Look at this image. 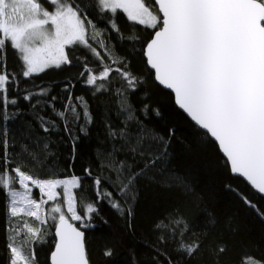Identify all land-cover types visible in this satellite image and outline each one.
Wrapping results in <instances>:
<instances>
[{
  "label": "trees",
  "instance_id": "1",
  "mask_svg": "<svg viewBox=\"0 0 264 264\" xmlns=\"http://www.w3.org/2000/svg\"><path fill=\"white\" fill-rule=\"evenodd\" d=\"M144 2L160 15L153 0ZM74 3L95 25L88 27L87 39L100 57L78 42L65 47L70 64L23 77L18 50L6 46L0 51V73L6 69L16 81L7 86V96L17 101L7 107V119L0 115V142L8 141L6 153L0 143V171L7 163L9 172L19 166L37 179L81 178L80 187L73 190L78 214L84 215L81 197L98 209L83 221L86 227L72 221L84 231L89 264H166L165 256L157 255L164 249L172 264H244L246 259L264 264V216L259 214L264 213V197L231 174L216 143L178 109L173 94L155 81L146 63L145 45L159 25L152 29L129 21L122 10L101 11L97 0ZM85 65L97 76L104 67L112 69L107 80H97L96 85H104L99 91L86 83ZM125 71L136 78L134 87L123 79ZM40 89L47 95H38ZM69 93L79 119L70 110L64 119L57 115L69 104ZM28 94H33L31 100L24 99ZM39 116L55 126L43 131ZM145 159L154 163L136 180L134 191L117 192L111 163L124 161L138 171ZM97 177L122 205L123 214L109 200L97 202ZM9 206L8 192L0 188V264H10L7 244L13 237L18 245L24 244L26 230H19L25 221L41 231L25 251L35 250L36 264H50L54 221L41 224L32 217H13ZM173 221L180 223L167 231L156 227ZM177 242L199 248L188 256ZM221 247L225 251H218ZM109 249L112 255L106 256Z\"/></svg>",
  "mask_w": 264,
  "mask_h": 264
},
{
  "label": "snow or ice",
  "instance_id": "2",
  "mask_svg": "<svg viewBox=\"0 0 264 264\" xmlns=\"http://www.w3.org/2000/svg\"><path fill=\"white\" fill-rule=\"evenodd\" d=\"M158 13L155 14L144 0H97L101 11L115 14L122 10L129 21L156 30L146 43L144 55L146 63L154 70L155 79L160 85L175 94L176 103L202 129L210 133L218 142L233 174L244 177L260 194H264V0H155ZM45 5H49L51 10ZM87 24V27H86ZM88 27L95 28L87 15H82L74 0H0V51L6 46L12 47L22 55L23 77L44 72L50 67L60 68L71 61L65 47L82 43L89 47L97 57L100 53L88 43ZM113 27L115 23L113 21ZM119 31V29H116ZM99 35V32H95ZM102 43V42H101ZM88 71L86 83L96 85L97 80H107L112 69L104 67L100 74ZM116 71H120L117 69ZM84 75V73H81ZM123 79L131 87L136 78L128 72H122ZM15 86L6 69L0 73V115L7 119L6 109L17 103L7 96V86ZM97 91L104 87L96 85ZM68 86H65L67 91ZM38 95H47L46 89H40ZM33 94L24 96L31 100ZM53 100L55 97L52 98ZM69 104L57 115L64 119L71 111L79 119L76 106ZM77 100L83 102L82 97ZM39 103V101H37ZM157 114H159L157 110ZM84 116L88 117L85 110ZM43 131L55 126L54 121L39 116ZM90 122V117H89ZM174 133V130H170ZM113 136L116 133H112ZM124 135L123 132L120 133ZM5 153L8 141L2 142ZM46 147V145H45ZM133 153L137 148H131ZM145 155L143 149L139 150ZM153 161L145 159L138 171L124 161L111 163L115 176L113 185L117 192L125 194L134 191L136 180L144 174ZM88 170H86L87 172ZM91 175L90 172H88ZM102 177L94 179L97 188V202L109 200L112 207L123 214L122 205L106 191ZM23 189L17 190L15 183ZM29 182L39 189L47 199L32 198ZM81 178L72 175L67 179H34L19 166L9 172L7 163L0 171V188L8 190L9 211L13 217L22 213L34 218L41 224L47 222L42 215V205L58 199L57 188H62L67 212L66 216L60 204L51 208V219L55 224V236L58 238L51 253V264H89L84 247V232L69 221L90 219L98 209L94 202L80 203L84 215L77 212V197L73 189L79 188ZM240 199L249 207L255 208L248 197L237 191ZM134 199V196L131 197ZM131 215V210L128 212ZM264 216V213H259ZM173 221L165 225L159 223L158 229L168 230ZM26 230L23 245L7 244L10 250V264H36L34 249L25 248L32 239H39L40 228L25 221L19 231ZM18 234V233H17ZM163 242L164 237H161ZM178 243V247L192 256L199 244ZM218 251L223 252V247ZM111 256V250L105 251ZM165 256L166 264H172L166 249L158 251ZM244 264H260L246 259Z\"/></svg>",
  "mask_w": 264,
  "mask_h": 264
},
{
  "label": "rangeland",
  "instance_id": "3",
  "mask_svg": "<svg viewBox=\"0 0 264 264\" xmlns=\"http://www.w3.org/2000/svg\"><path fill=\"white\" fill-rule=\"evenodd\" d=\"M126 14V13H125ZM87 27V26H86ZM21 55V54H20ZM21 58H22V55H21ZM34 178V177H33ZM68 178H71V177H68ZM34 179H37V178H34ZM58 179H67V178H58ZM42 180V179H40ZM13 187H15L17 190L19 191H23V189L19 186L18 182L15 183L13 185ZM29 187L31 188V196L32 198L34 199H37L38 201L40 199H44L46 200L47 197L46 196H42V194L40 193L39 189L36 188L34 185L31 184V182H29ZM7 190V189H6ZM74 190V189H73ZM57 193L59 194L58 196V199L57 200H54V201H48L46 204H43L42 205V215L45 216L47 218V221H54L52 220L50 217L51 215H56L58 217L59 214H53L51 213V208L54 207L55 205L57 204H60L61 207H62V210L64 211L65 215L66 216H70V213L67 212V207L66 205L63 203L64 201V196H63V190L62 188H57L56 189ZM8 192V190H7ZM11 199V198H10ZM21 216H25L27 217L26 215H24L23 213L20 215V216H17V217H21ZM58 221V220H57ZM57 221H54V223H56ZM71 221V220H70ZM29 222V221H27ZM75 222V221H74ZM252 261H258V260H253L251 259ZM260 262V261H258ZM260 264H263L262 262H260Z\"/></svg>",
  "mask_w": 264,
  "mask_h": 264
},
{
  "label": "water",
  "instance_id": "4",
  "mask_svg": "<svg viewBox=\"0 0 264 264\" xmlns=\"http://www.w3.org/2000/svg\"><path fill=\"white\" fill-rule=\"evenodd\" d=\"M154 1V3H155V5H156V7H157V10H158V5L156 4V2H155V0H153ZM160 14V16H162V13H159ZM159 29V28H158ZM157 29V30H158ZM156 31V30H155ZM154 31V32H155ZM154 34V33H153ZM153 36V35H152ZM152 38V37H151ZM144 51H145V48H144ZM145 56V55H144ZM146 58V57H145ZM148 65V64H147ZM148 67L150 68V66L148 65ZM151 69V68H150ZM152 71H153V73H154V70L153 69H151ZM154 78H155V76H154ZM155 81L159 84V82L155 79ZM160 85V84H159ZM163 89H165V90H167V91H169V92H171L172 94H173V96H174V100H175V94H174V92L172 91V90H170V89H167L166 87H164L163 85H160ZM175 103H176V100H175ZM176 106L178 107V109L180 110V111H182L185 115H186V117L192 122V123H194L197 127H199L192 119H191V117L183 110V109H181L180 107H179V105L176 103ZM200 128V127H199ZM200 129H202V128H200ZM203 131H205L206 132V130H204V129H202ZM207 133V132H206ZM208 135H209V137L216 143V145L218 146V148H219V145H218V142L217 141H215V139L214 138H212L211 137V135H210V133H207ZM219 151L221 152V154L223 155V157L225 158V160L227 161V159H226V157H225V155L223 154V152H222V150L219 148ZM227 163H228V165H229V169H230V162H228L227 161ZM230 172H231V170H230ZM231 174L232 175H234V176H237V177H239V178H241L248 186H250L254 191H256L257 193H258V191L257 190H255L251 185H250V183L249 182H247V180L244 178V177H241V176H239V175H237V174H233L232 172H231ZM259 195H261L262 197H264V194H260V193H258ZM58 222V221H57ZM56 222V223H57ZM70 223H73L76 227H78L77 225H76V223H74V222H72V221H69ZM55 223V224H56ZM81 231H83V229H81L80 227H78ZM84 232V231H83ZM55 225H54V229H53V235H54V238H55V243H56V241H57V237L55 236ZM84 239H85V235H84ZM55 243H54V245H55ZM84 247H85V241H84ZM54 251V247H53V250H52V252ZM51 252V253H52ZM85 252H86V248H85ZM50 257H51V254H50ZM86 257H87V255H86ZM88 259V258H87ZM50 264H51V259H50Z\"/></svg>",
  "mask_w": 264,
  "mask_h": 264
}]
</instances>
